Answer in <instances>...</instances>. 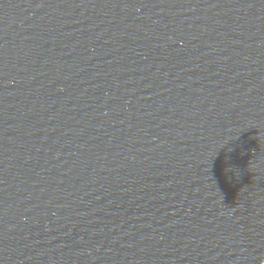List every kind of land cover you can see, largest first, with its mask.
Segmentation results:
<instances>
[{
	"label": "water",
	"instance_id": "obj_1",
	"mask_svg": "<svg viewBox=\"0 0 264 264\" xmlns=\"http://www.w3.org/2000/svg\"><path fill=\"white\" fill-rule=\"evenodd\" d=\"M0 264H264V0H0Z\"/></svg>",
	"mask_w": 264,
	"mask_h": 264
}]
</instances>
